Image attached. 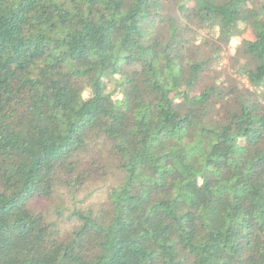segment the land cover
<instances>
[{"label": "trees", "instance_id": "16d2710c", "mask_svg": "<svg viewBox=\"0 0 264 264\" xmlns=\"http://www.w3.org/2000/svg\"><path fill=\"white\" fill-rule=\"evenodd\" d=\"M0 264H264V0H0Z\"/></svg>", "mask_w": 264, "mask_h": 264}, {"label": "rangeland", "instance_id": "374dc122", "mask_svg": "<svg viewBox=\"0 0 264 264\" xmlns=\"http://www.w3.org/2000/svg\"><path fill=\"white\" fill-rule=\"evenodd\" d=\"M254 36L255 35H254L253 30L249 26H246V28H244V37L248 39H253ZM239 42H240L239 39H233L231 40L229 44L223 45L224 54H222V59H221L222 61L220 62L218 69L220 70L221 73H224L226 75L227 80H231V81L238 80V81L246 83V81L243 80V78L234 71L235 70L234 66L231 64V58L234 57L236 53V48L239 45ZM99 155L101 156L102 154H99ZM99 155H98V150L89 151V152L86 151L85 153L81 155L80 168L81 170L82 169L86 170L85 175L89 177V181L86 184V189L82 190L79 196L80 199L89 197L90 194L91 195L93 194V192H95V196H96L98 194V191L96 190H98L99 186L104 184L103 180L98 175V156ZM103 159H106V158L103 157ZM63 192L65 194L64 197L66 198V200L70 201L69 193L66 191H63ZM63 192H60V193L62 194ZM96 197H97L96 200H98L99 197L98 196ZM91 201H94V200H91Z\"/></svg>", "mask_w": 264, "mask_h": 264}]
</instances>
